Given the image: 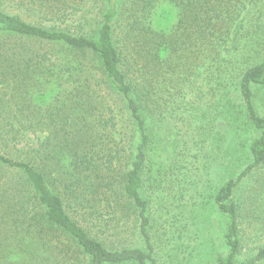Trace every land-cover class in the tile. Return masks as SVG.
I'll list each match as a JSON object with an SVG mask.
<instances>
[{"label":"trees","instance_id":"trees-1","mask_svg":"<svg viewBox=\"0 0 264 264\" xmlns=\"http://www.w3.org/2000/svg\"><path fill=\"white\" fill-rule=\"evenodd\" d=\"M240 30L251 42L224 59ZM262 30L264 0H0V264H157L144 175L177 155V133L157 126L165 92L200 76L252 137L250 163L213 197L216 264H237L249 214H264V180L236 195L264 167ZM234 62L254 65L229 83ZM245 264H264V246Z\"/></svg>","mask_w":264,"mask_h":264},{"label":"rangeland","instance_id":"rangeland-1","mask_svg":"<svg viewBox=\"0 0 264 264\" xmlns=\"http://www.w3.org/2000/svg\"><path fill=\"white\" fill-rule=\"evenodd\" d=\"M35 20L50 25L49 21ZM261 32V41L254 45L259 51L258 62L264 58V30ZM232 36L234 41L223 51L224 59L235 60L250 41V35L244 30H240L236 39L235 33ZM252 65L254 62L245 65L234 62L227 82H235ZM207 76L216 84L222 74L218 77L214 72ZM206 78L200 76L191 79L190 84L181 83L177 88L180 93L174 97L165 92L164 101L167 98L169 102L164 107L165 120L157 122L158 127L172 128L178 143L177 155L172 159H167V150L161 152L164 157L152 156L153 163L144 175L143 195L150 206V236L157 264H216L217 257L225 253V221L214 204V194L228 179L240 173L241 166L250 163L244 147L252 137L246 131H236L238 122L229 123V116L218 105L217 92H213ZM254 93L257 113L264 116V86H256ZM250 177L240 185L237 196L241 193L252 196L264 180V167ZM258 211L261 215L253 217L251 212L244 225L243 249L237 264H245L264 246V214ZM126 238L124 244L145 248L138 235L129 234Z\"/></svg>","mask_w":264,"mask_h":264}]
</instances>
